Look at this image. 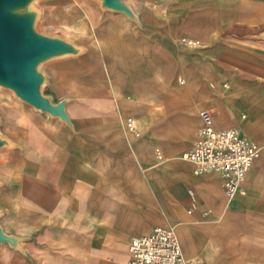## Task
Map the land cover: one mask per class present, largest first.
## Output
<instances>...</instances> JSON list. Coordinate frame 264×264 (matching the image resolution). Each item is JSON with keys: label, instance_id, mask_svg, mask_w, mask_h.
I'll use <instances>...</instances> for the list:
<instances>
[{"label": "crops", "instance_id": "1", "mask_svg": "<svg viewBox=\"0 0 264 264\" xmlns=\"http://www.w3.org/2000/svg\"><path fill=\"white\" fill-rule=\"evenodd\" d=\"M123 2L132 11V16L113 10L103 19L101 25L106 24L104 32L107 36H102L109 50L102 48L95 39L93 49L99 56L94 60L98 66L75 73L66 68L68 58L56 56L46 60L48 63L43 68L46 95L54 103L66 99L64 107L70 120L68 123L59 116L36 111L35 107L31 109L43 130L45 160L54 168V175L71 174L65 170L71 166L69 163H76L91 175L120 177L112 180L118 184L119 191L134 190L139 202L143 198L150 200L149 204H141L133 218L131 215L130 225L126 228L127 205H114L97 194L94 215L103 223L118 226L117 231H106L105 227L97 230V239L105 232L108 240H120L135 232L130 241L155 225H163L157 224L159 222H173L169 225L174 228V222H177L173 216L174 207L194 214L208 212V216L226 211L228 215L251 214L255 207L256 213L263 218L264 227V173L261 170L264 166V57L249 52L253 58L245 62V73L234 68H227L228 73H224L228 61L238 60L227 52L217 53V48H264V29L257 30L254 25L264 22V0ZM184 37L198 39L199 44L184 45L181 42ZM118 47L124 50L116 61L113 58L119 57ZM146 59L153 65L149 78L164 79L167 83L176 76L177 83L184 85L187 75L189 84L171 92L170 96L180 101L172 107L175 111L187 112L195 102L193 93L198 96L196 103L202 104L196 110L197 128L200 124L198 110L206 107L211 110L213 121L221 125L217 127H238L258 144L259 154L245 176L243 189L233 197L224 196L221 179L216 173L194 174L191 162V172L188 168L183 169L188 165L177 154L178 143L169 145L172 153L167 162L162 156L156 160L165 172L160 173L155 183L137 175L136 167L152 160L147 152V141L151 140L139 143L131 139L121 119V113L129 103L125 100L118 103L115 97L143 95V76L137 68ZM115 62L121 65L119 72L112 70L111 65ZM193 62L208 64L210 68L195 66ZM180 78L183 83H179ZM132 79L137 82L128 88L126 81ZM200 96H206L207 102L203 103ZM192 126L191 118L187 119L186 131L189 132ZM153 128L149 126V136ZM146 185L149 191H144ZM176 230L187 248L182 228L176 227ZM16 254L7 264H30L26 253ZM190 256L203 260L198 254ZM85 263L96 264L93 259H87Z\"/></svg>", "mask_w": 264, "mask_h": 264}, {"label": "rangeland", "instance_id": "2", "mask_svg": "<svg viewBox=\"0 0 264 264\" xmlns=\"http://www.w3.org/2000/svg\"><path fill=\"white\" fill-rule=\"evenodd\" d=\"M26 10L35 12L33 25L37 31L62 37L78 46L77 52L62 55L70 59L66 66L68 71L81 73L98 66L94 60L99 56L93 49L95 39L102 48L109 50L102 36H107L104 32L107 26L101 23L113 10L102 7L99 0H30ZM254 25L257 30L264 29V22ZM123 50L122 47L116 48L119 57L113 59L119 60ZM219 51L227 52L238 60L233 63L228 61L224 73H228L227 68L245 73V62L253 58L249 52L264 57V48H217V53ZM47 63L43 61L38 65L42 73ZM193 63L195 66L201 65ZM203 65L206 69L210 68L208 64H202L201 67ZM111 66L115 72L121 69V65L116 62ZM152 67L146 59L137 68H140L143 76V95L130 94L115 98L118 103L124 100L129 103L121 113L122 121L131 115L138 124L137 133L129 132L125 126L131 139L139 143L145 139L151 140L147 141V152L152 160L138 165L136 170L142 180L155 183L160 173L165 172L156 160L162 156L167 162L172 153L169 145L179 144L177 154L188 165L183 169L188 168L191 172L190 162L181 154L194 138L198 125L196 110L202 103H196L199 101L196 99L198 96L193 93V106L187 112L175 111L172 106L180 101L170 95L173 90L189 84L187 75L184 73V85L177 83L176 76L167 84L164 79L148 77ZM135 82L133 79L127 80L126 85L132 88ZM45 85L44 75L41 84L44 95L47 94ZM200 97L203 103L207 102L206 96ZM32 107L12 89L0 85V136L7 140V143L0 146V226L5 234L14 237L16 241H0V264L11 262L16 253H26L30 264H86L87 259H93L96 264H122L126 258L129 238L135 232L120 240L105 239L107 232L99 239L95 238L97 230L105 227L106 231H117L118 227L112 223H103L94 215L96 196L99 194L101 199H108L114 205H127L126 228L141 204H149L150 200L143 198L139 202L134 190L119 191L118 184L112 180L120 177L91 175L86 173L83 166L77 167L76 163H69L71 166L65 170L71 174L54 175V168L45 160L43 130L39 128L38 117L32 113L31 109H35ZM189 118L193 126L188 132L185 123ZM151 125L154 128L149 136ZM261 170L264 173V166ZM78 172L82 173L77 175ZM143 189L149 191V186ZM173 210L177 221L173 229L187 256L198 254L206 264H264L263 218L256 213L255 207L251 214L228 215L226 211L210 216L208 212L194 214L181 207H174ZM169 223L173 222L157 224ZM176 227L182 228L187 248Z\"/></svg>", "mask_w": 264, "mask_h": 264}, {"label": "built area", "instance_id": "3", "mask_svg": "<svg viewBox=\"0 0 264 264\" xmlns=\"http://www.w3.org/2000/svg\"><path fill=\"white\" fill-rule=\"evenodd\" d=\"M184 45L196 46L198 39L183 38ZM183 78L179 83H183ZM200 124L196 136L182 153L192 163L194 174L216 173L221 179L223 194L233 197L243 189V181L254 159L259 154L258 144L238 127H217L213 114L206 107L199 108ZM125 126L131 133L138 132L136 119L128 115ZM123 264H204L203 260L187 256L178 236L169 225H155L150 231L133 236Z\"/></svg>", "mask_w": 264, "mask_h": 264}, {"label": "water", "instance_id": "4", "mask_svg": "<svg viewBox=\"0 0 264 264\" xmlns=\"http://www.w3.org/2000/svg\"><path fill=\"white\" fill-rule=\"evenodd\" d=\"M30 0H0V85L41 111L59 116L70 123L64 104L54 103L41 92L44 80L38 65L49 58L75 53L78 46L59 36L43 34L34 28L35 12L26 10ZM102 7L132 16L123 0H99ZM7 140L0 136V146ZM0 241L15 243V238L3 232Z\"/></svg>", "mask_w": 264, "mask_h": 264}, {"label": "bare ground", "instance_id": "5", "mask_svg": "<svg viewBox=\"0 0 264 264\" xmlns=\"http://www.w3.org/2000/svg\"><path fill=\"white\" fill-rule=\"evenodd\" d=\"M111 10V9H110ZM183 156V155H182Z\"/></svg>", "mask_w": 264, "mask_h": 264}]
</instances>
